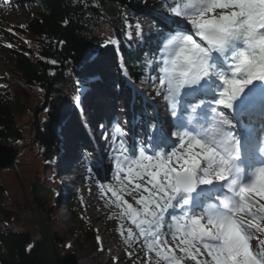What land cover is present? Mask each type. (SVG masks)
<instances>
[{
    "label": "snow or ice",
    "instance_id": "1",
    "mask_svg": "<svg viewBox=\"0 0 264 264\" xmlns=\"http://www.w3.org/2000/svg\"><path fill=\"white\" fill-rule=\"evenodd\" d=\"M170 11L186 20L161 41L153 79L183 129L174 133L183 151L156 150L169 144L161 126L152 154L117 158L129 181L147 178L150 187L135 184L147 193L141 209L107 190L139 230L128 237L167 264L184 259L165 247L169 235L195 264H264V140L252 126L244 137L234 131L243 117L264 123V0H173ZM176 209L183 215L167 224Z\"/></svg>",
    "mask_w": 264,
    "mask_h": 264
},
{
    "label": "trees",
    "instance_id": "2",
    "mask_svg": "<svg viewBox=\"0 0 264 264\" xmlns=\"http://www.w3.org/2000/svg\"><path fill=\"white\" fill-rule=\"evenodd\" d=\"M38 4L37 14L20 28H8V24L0 18V48H5L14 59V68L18 81L25 87L11 84L9 79H1L5 86L0 89V143L18 147L24 141L23 132L16 123V117L28 101V91L46 93L50 83V101L43 112L41 124L35 133V144L40 149L43 164L54 162L60 154L57 129L64 123L65 117L74 111V104L64 97L63 90L74 86L76 79L86 80L99 76L101 70L89 67L83 72V67L96 54V48L104 43L105 35L99 34L103 26L116 27L122 34L124 58L131 76L151 90L153 82L149 79L147 70H141V65L135 58L127 41V19L145 3L146 0H33ZM161 10L169 11L171 0H160ZM115 16L117 19L107 18ZM29 46V47H28ZM104 85L114 93L123 90L124 82L120 70L116 67L113 76L104 77ZM77 81V80H76ZM11 88V89H10ZM65 91L67 92V90ZM45 100V99H44ZM72 105V106H71ZM138 110L139 106L136 108ZM7 170V169H6ZM11 170V169H10ZM2 171V170H1ZM51 172V171H50ZM53 173L49 174V178ZM6 191L0 179V219L7 225L22 221L5 203ZM36 195L32 198L35 208L42 210L49 223L52 215L39 201ZM80 198L72 200L69 210L72 223L82 222L77 211ZM119 211V213H123ZM71 238L83 248L77 232L69 227ZM84 242L88 243L93 253L99 249V242L93 229L84 231ZM58 243L66 247V240L56 235ZM77 236V237H76ZM35 238V234L23 231H0V264H29L26 247ZM83 242V243H84ZM132 243V242H131Z\"/></svg>",
    "mask_w": 264,
    "mask_h": 264
},
{
    "label": "rangeland",
    "instance_id": "3",
    "mask_svg": "<svg viewBox=\"0 0 264 264\" xmlns=\"http://www.w3.org/2000/svg\"><path fill=\"white\" fill-rule=\"evenodd\" d=\"M8 1L9 0H0V18L8 24V28H20L37 14L38 4H36L35 1L12 0V6H14V9H17L19 14H17L15 17L10 16L3 11ZM171 3L173 5V0H171ZM161 8L162 3L160 0H146L141 6V9L135 11L131 19H127L128 22L126 24V28L128 29L126 33L129 35L133 45L132 51L134 52L135 58L138 60V64L141 65V70L148 69L153 78L157 76V74H154L153 68L155 67L158 60L157 47L160 45L159 40H161V38L158 40L159 42L156 43L152 38L150 41L143 40L141 43H137L134 33L136 34L139 32V20L142 17H145L148 20V24L150 22H154V24L157 26L160 23L158 22V19H170L171 30L174 29V27L176 28V24L174 23L175 20H186V18L175 17L171 11L169 12L161 10ZM169 14L172 15L169 16ZM110 19L116 20L117 18L115 16H111L106 19L107 23H109ZM168 33L169 31H163V34L165 35ZM99 34L101 36L105 35L106 41L96 48L97 55L83 67V72L86 71L87 68L93 66L100 69L102 72H105V77H111L114 74L117 64L113 59L115 50L112 49V44L109 43L110 41L108 42V39L110 40L109 37H111L118 42L120 38L122 41V33L114 26H103ZM152 42H154L155 48L149 47ZM101 52H104V54L102 55V58L99 57L98 59V56L101 54ZM104 61H106L105 65L103 63ZM69 77L72 80H75V83L77 82V85H75L77 90L74 91L73 85H68L69 88H65L67 92L65 89L62 92L70 104L73 102L75 109L77 108L79 98L81 97V100L82 98L84 99L86 96V90L91 89L90 85H93V87L103 86L105 82V79L101 77L94 80L86 79L82 81L76 79L75 75H70ZM3 78L11 80V84H9L7 87H12L13 85V88H15V86L18 85L22 88H25L18 81V75L14 68L13 57L7 52L5 48H0V80ZM155 82H157L159 86L158 91H160V85L158 81L155 80ZM4 87L5 86L1 85L0 83V89H3ZM107 93L115 95L112 90L110 91L107 89ZM28 96V101L23 104V109H21V112L16 117V123L24 135V141L22 144L18 147H14L15 149H20V155L16 161V170L7 169L0 171V179L6 191L5 203L7 207L11 208V211L15 215H19L21 212L25 211L28 213H33L35 207L32 203V198L34 195H37L40 198L39 201L41 204L48 211H50L52 215L50 224L55 234L66 240V249L69 252L74 253L77 259L79 258L84 261H89L91 264H167V262L161 257H157L155 252L148 251L147 245L144 243L143 238L137 239L135 235L128 237L127 231L116 230V226H119L122 229L126 223L132 221L127 217V215L122 216L121 213H119V211L123 210V207L117 206L116 197L112 195V192L107 190L108 186L111 185L114 189H117V194L122 196L120 191L121 186L119 183H108L106 186L104 177L99 175V177L93 179V185L99 190V195L96 194L92 197V199H89L85 196L84 192L79 191L75 195L72 193L70 198L64 199L59 206H54L60 192L58 191L57 185L53 183L52 178H49V174L51 172L48 167H52L53 164H43L41 160L42 156L40 154V149L35 144L36 129L41 124L44 111H42L38 116V124H36L35 112L43 106L45 93L36 90H29ZM121 96H126L128 102H132L131 98L125 92H122ZM74 115L75 113L69 114L68 117H65L64 122L68 121L71 125L74 120ZM143 115L146 118V114H142V116ZM78 129L79 128H75L74 131H72L75 135H77V137L79 134ZM64 131L65 127L58 131L59 146L63 144L62 135ZM103 151L104 150H101V152ZM126 156L130 158L128 153H126ZM88 158L90 157L86 156V160ZM104 162L106 165L109 164L107 160H104ZM83 172H88L90 176H94V172H98V170L95 171L92 168L86 167V170ZM17 176L21 182H19ZM103 186H105V188H103ZM68 189L70 190V188ZM75 197L80 198V203L77 205V211L80 215V219H82V222L79 223H72V216L67 206L71 200H73L72 198ZM112 197L113 199H111ZM104 200L105 206H103ZM21 220L22 221L20 222L18 221L14 224L7 225L0 219V231H23L26 233L35 234L36 238L37 234L32 229V227L23 221V219ZM112 224H114L113 227H109ZM69 227H71L72 231L77 232L80 242L84 244L83 248L75 243V238L70 237ZM86 229H93L96 238L99 237V240H97L99 244H101L102 250L99 248L97 252L93 253L90 245L84 242L83 234ZM131 229L133 233L138 234V229L136 226H132ZM166 239L168 241L167 237ZM111 243H115L116 250L114 252L110 250L108 253H104V247ZM165 247L173 248L169 242ZM139 252L141 255L136 256V254ZM178 257L184 258L183 264L195 263V261L191 260L190 258L184 257V254H179Z\"/></svg>",
    "mask_w": 264,
    "mask_h": 264
},
{
    "label": "bare ground",
    "instance_id": "4",
    "mask_svg": "<svg viewBox=\"0 0 264 264\" xmlns=\"http://www.w3.org/2000/svg\"><path fill=\"white\" fill-rule=\"evenodd\" d=\"M11 2L12 0H9L6 3L3 11L4 13L15 17L17 14H19V12L17 9H14V6H12ZM217 11L219 12L221 10L218 9ZM170 15L172 14H169V16ZM146 24H148V20L145 17H142L139 20V27L137 26L139 32L137 31L138 33H134L135 40L137 43H141L143 40L150 41L151 38L155 41V43L160 41V45L157 47V52L159 53L161 41L165 36L163 31H171L170 19H163V22L157 26L154 24V22H150L147 26H145ZM160 38L161 40H159ZM149 47L155 48L154 42H152ZM120 48L121 47H119V51ZM112 49L115 50V47L112 46ZM103 54L104 52H101V54L98 56V59L99 57L102 58ZM116 57V59L114 57L113 59H115L116 64L117 62L119 63L118 67H120L122 70L123 78L128 80L125 93L131 98V101L135 99L139 100L144 110H151L154 112V114L162 115L161 110L163 109L167 100L164 99L162 94L161 96L156 95L159 90V86L153 79L152 74L150 73L151 79L156 83L157 88L154 92L155 97L151 98V96L145 91H142L141 89L135 90L134 87L130 85V83H132L133 85L138 86L129 76L123 56L120 59L117 54ZM105 62L106 61L103 62L104 65L106 64ZM154 74L157 73L154 71ZM90 88L91 89L86 90V96L84 99L82 98L81 100V97L79 98L78 111L80 122L78 123H81L89 132L92 133V137L89 140V148L91 149L92 154L87 153L84 146L86 141L84 139H78L77 135L71 131L68 121L64 122V124H62L57 129L58 132L61 128L65 127V131L62 135L63 144L60 146L59 157L54 162L50 163L53 164L52 167H48L53 173V183L57 185L58 191L60 192L54 206H59L64 199L70 198L72 194V192H70L68 189L69 186L66 181V177L68 175L73 176L74 191L84 192L85 196L89 199H92V197L96 194H100L99 190L93 185V179L99 177L100 175L104 177L106 186L108 183H119L121 186L120 191L122 193L123 200L127 201V203L131 204L134 208L141 209L142 205L137 203V201H139L143 196H146L147 193L144 192L143 189H135V184L140 183L146 187H150L146 184L147 178L145 177L144 179H140L134 177L131 179V181H129L126 171L119 170L117 158H119L120 162L123 163L124 157H127L126 153H128L130 158H132L138 156L139 151L142 148L147 149L148 154H152L153 150L151 145L157 137V131L150 124L149 120L144 117V115H136L133 112L132 102H128L126 96H121L122 93H117L115 95L108 94L107 88H105L104 85L97 87L90 85ZM258 107H260L259 101H257L253 106V111L257 112L259 110ZM165 112L169 114V119H171V121L174 123L175 117H173L167 105ZM227 115H231L230 112L227 111ZM233 122L235 123V121ZM248 122L258 127V142H260L259 137L262 133V138L264 140V123L261 122L259 116H255L251 121H249L248 117H243L242 123L237 124L236 128L234 129L236 134L241 137L242 134H246L245 131H241V129H245V127L248 125ZM117 129L120 131H117ZM164 129L170 135H172V139H169V144L166 148H161L158 146L156 150L171 151L173 145L179 149V138L175 136L174 133L176 131H182L183 129L180 130V128L177 126H174V128L169 130H167V128ZM240 132H242V134ZM99 139L102 141L101 143L98 142ZM101 149H104L105 151L101 152ZM179 150L183 151V149ZM94 154L95 157H93ZM86 156L90 157L88 158L89 160H86ZM104 160H107L109 164L106 165ZM47 165H49V163ZM86 167L92 168L95 171L98 170V172H94V176H90L88 172H83L86 170ZM117 175L120 177L119 180L117 179ZM103 188H105V186H103ZM111 199H113V197ZM103 206H105V200L103 201ZM169 212L171 214H166L165 216L166 223H168V221L171 219L173 221L172 224H174L175 220H173L172 217H180L183 215L179 209H176L175 211L169 210ZM247 218L248 217H246V219ZM113 225L114 224L109 227H113ZM132 226L135 225L131 221L126 223L122 229L119 226H116V230L127 231ZM165 231H167V229H165ZM177 236H179V234H177ZM167 238L168 242L173 246V249H176L175 254L177 256L179 254H184L179 251V248H177L179 239L173 240L171 235H169ZM253 243L255 244V241ZM101 247V244H99L100 249ZM110 250H112V252L116 250L115 243L105 246L103 252L108 253ZM201 250L203 251V249ZM137 255L140 256L141 253L139 252L136 254V256ZM78 263L91 264L89 261H84L79 258Z\"/></svg>",
    "mask_w": 264,
    "mask_h": 264
},
{
    "label": "water",
    "instance_id": "5",
    "mask_svg": "<svg viewBox=\"0 0 264 264\" xmlns=\"http://www.w3.org/2000/svg\"><path fill=\"white\" fill-rule=\"evenodd\" d=\"M49 101L50 83L47 86L43 106L35 112L36 124H38L39 114L47 108ZM19 155L20 149L0 143V171L16 170V161ZM17 178L21 182L18 176ZM19 216L37 234V237L26 247L29 264H79L76 255L57 242L55 232L42 210L35 208L33 213L25 211L21 212Z\"/></svg>",
    "mask_w": 264,
    "mask_h": 264
}]
</instances>
